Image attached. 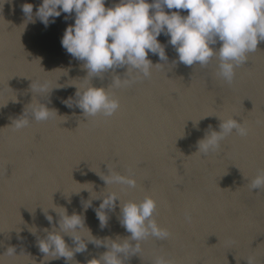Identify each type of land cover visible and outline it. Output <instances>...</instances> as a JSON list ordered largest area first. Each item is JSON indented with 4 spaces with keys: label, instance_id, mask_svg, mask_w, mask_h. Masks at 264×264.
<instances>
[{
    "label": "water",
    "instance_id": "1",
    "mask_svg": "<svg viewBox=\"0 0 264 264\" xmlns=\"http://www.w3.org/2000/svg\"><path fill=\"white\" fill-rule=\"evenodd\" d=\"M26 3L31 20L22 12ZM41 3L0 0V264H90L112 242L131 246L119 254L122 264H264V187H251L264 175V41L229 83L218 56L186 66L161 34L167 60L149 53L150 76L116 86V77L134 73L125 66L88 76L84 62L61 46L75 14L50 17L55 22L45 27L35 15ZM117 3L105 0V7ZM89 83L118 100L112 116L86 119L76 107L77 89ZM40 105L51 111L47 120L32 118ZM19 118L28 125L17 129ZM230 118L247 135L233 130L215 149L200 151V141ZM112 173L134 179L135 187L106 185L101 178ZM111 193L119 200L103 210L101 225L96 213ZM145 197L155 201L152 218L170 233L166 239L136 242L122 226L120 205ZM64 210L81 217L83 226L68 234L86 247L75 252L73 238L60 233L73 256L51 259L39 242L59 232Z\"/></svg>",
    "mask_w": 264,
    "mask_h": 264
},
{
    "label": "clouds",
    "instance_id": "2",
    "mask_svg": "<svg viewBox=\"0 0 264 264\" xmlns=\"http://www.w3.org/2000/svg\"><path fill=\"white\" fill-rule=\"evenodd\" d=\"M7 0H3V4ZM2 4V6H3ZM0 6V7H2ZM168 10H187L186 16L179 11L166 13ZM22 12L28 20L33 15V5L23 4ZM59 9V10H58ZM61 13L75 14L74 24L68 26L61 39V46L73 58L83 61L91 78L99 76L109 69L126 66V79L116 77V86L129 85L139 79L150 76L152 62L147 58L149 53L155 54L160 60H167L164 47L158 42L163 34L169 37L177 54L178 62L192 66L206 65L214 55L218 56L219 75L229 83L234 77V68L246 62V54L257 49L260 41H264V0H119L112 7H105V0H42L37 7L36 17L47 27L54 23ZM67 19V17H65ZM220 43L214 50L210 45ZM175 63V61H174ZM38 91H46L47 85L38 86ZM75 105L82 110L84 118L102 114L112 116L119 108V102L109 97L104 88L89 86L75 93ZM72 107L73 101H66ZM44 105L33 109L32 118L36 121L47 120L50 115ZM27 118L17 119L16 128L27 126ZM220 131H212L199 143V150L207 152L218 147V142L224 135L233 130L241 135H247V129L235 119L230 118L219 125ZM105 184L126 185L135 187V180L112 173L101 178ZM252 189L264 187V175L258 176L251 185ZM119 200L115 193L103 198L97 210V217L103 225L106 216L105 208H114ZM155 201L149 197L139 204L128 202L123 207L122 226L131 234L130 239L136 242L149 235L157 239H166L170 233L159 228L152 218L155 212ZM190 220V217H186ZM48 220L51 222L52 217ZM59 232L53 230L45 240L39 242V250L51 259L73 256L60 233L73 238L76 251L85 250L86 245L76 233L83 226L79 215L68 216L64 210L59 220ZM131 246L129 243L112 242L109 251L99 260L93 259L90 264H122L119 254H124ZM139 251V245L134 246ZM10 250V251H9ZM9 255H14V249L8 248ZM155 264H170L163 258H158Z\"/></svg>",
    "mask_w": 264,
    "mask_h": 264
}]
</instances>
